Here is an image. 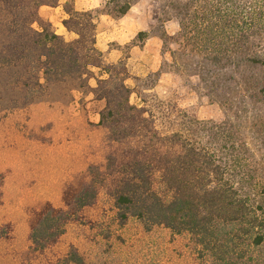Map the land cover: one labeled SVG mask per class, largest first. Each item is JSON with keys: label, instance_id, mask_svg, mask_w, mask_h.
I'll list each match as a JSON object with an SVG mask.
<instances>
[{"label": "rangeland", "instance_id": "rangeland-1", "mask_svg": "<svg viewBox=\"0 0 264 264\" xmlns=\"http://www.w3.org/2000/svg\"><path fill=\"white\" fill-rule=\"evenodd\" d=\"M180 2L184 0L110 2L114 11L133 6L143 17L146 33L160 38L156 67L149 61L139 65L136 59L141 56L129 47L123 60L107 62L92 51L91 26L84 18L82 38L64 40L78 48L80 68L47 81L36 55L31 52L21 59L19 51L21 57L13 56L6 47L14 45L15 37L0 28V264H264V246H252L251 234L240 232L248 225L235 220L239 215L233 209L215 215L199 207L179 208L180 223L171 226L166 205L147 211L140 202L127 210L116 201L120 192L131 189V158L117 151L133 145L132 123H100L103 113L119 111V89L124 86L127 90L121 93L131 106L170 100L179 115L186 112L188 121L210 123L209 129L223 123L231 127L247 147L245 174L264 185V126L259 123L264 109L261 114L259 105L244 102L249 99L232 81L216 82L215 87L203 79L196 67L201 58L190 46L183 49L181 17L173 6ZM8 16V11L1 12L0 23ZM40 24L34 28L49 30L46 22ZM152 114L159 117L160 108ZM120 115L125 117L126 111ZM170 128L164 124L161 131ZM219 148L210 145L220 158ZM153 172L166 202L172 192L165 171ZM224 179L239 191V177ZM193 185L194 192L180 191L186 204H213V196L206 193L213 187L208 176L196 178ZM71 188L70 194L87 191L85 206L76 201L67 206ZM234 191L238 200L243 194ZM52 208L59 223L37 232L35 239L40 220ZM248 210L245 207L242 215Z\"/></svg>", "mask_w": 264, "mask_h": 264}, {"label": "trees", "instance_id": "trees-1", "mask_svg": "<svg viewBox=\"0 0 264 264\" xmlns=\"http://www.w3.org/2000/svg\"><path fill=\"white\" fill-rule=\"evenodd\" d=\"M48 1L51 0H0V11L2 13L8 11L11 16L7 17L6 23H0V28L9 31L16 40L14 45L6 48L10 52L13 51L11 54L15 57H21L20 51L23 55L21 59L26 54L34 53L41 63V70L47 81L50 77H63L70 71L74 72L80 68L78 48L65 43V39L54 33L47 22L49 30L34 28L35 23L45 22L40 19L38 10ZM173 6L181 17L183 49L188 50L186 48L190 46L201 58L200 65L196 67L205 75L203 79L215 87L216 82L232 81L245 92L244 96L246 95L249 102L245 100L244 102L259 105L258 109L263 114L264 0H184ZM129 8L127 5L121 10L111 11L119 16L125 14ZM84 18L87 21L86 26L89 27V24L91 26L92 51L103 57L95 48V23L92 13L74 12L64 23L68 29L76 32L79 39L83 36ZM147 36L146 32H141L138 39L142 41ZM43 58L44 62L41 61ZM228 70L231 71V75H226L225 72ZM123 90L126 92L127 88L124 86L123 89H119L121 92ZM121 92L122 101L118 104L117 114L111 111L103 113L100 123L103 127L110 123L116 126L120 124L121 119L127 124L132 123L129 136L133 145L131 148L119 147L117 151L122 157L131 158L129 165L133 173L129 184L131 189L129 192L118 194L117 204L130 210L141 202L147 211L161 210L166 205L170 211L167 223L171 226L180 223L179 208L187 207L194 210L199 207L205 211H212L211 213L215 215L216 211L223 213V210L233 209L239 215L235 220L248 225V229L243 228L242 231L241 228L240 232H244L245 235L251 234L252 246H264V192L261 191L264 185L245 174V168L249 164L244 153L247 147L235 136L233 129L225 123L209 129L207 126L210 123L188 121L186 112L181 111L180 116L176 111V105L170 100L167 103L160 102L151 106L143 103L140 108L134 107L129 105L127 97ZM157 108H160L159 117L152 114ZM124 110L126 115L122 117L120 111ZM259 123L264 126V116H259ZM164 124L171 128L161 131ZM210 132L213 134L210 135ZM121 139L115 141L120 143ZM210 145H219L218 150L222 157L219 158L216 151L210 150ZM114 151L116 152L115 146ZM222 161L223 166H220ZM222 168L224 173L221 172ZM156 169L161 173L165 171V179L167 178L168 188L172 192L166 202L161 199L160 192L153 182L156 176V172L153 171ZM234 174L241 180L238 192L224 182L225 176L231 177ZM206 176L211 179L213 185L211 189L206 190L208 196H213V204L205 206L190 201L189 205L186 204L180 197L183 196V192L180 193L181 189L194 192L193 182L196 178L204 179ZM248 187L251 190L247 191ZM70 190L73 189L66 193V204L69 208L72 207L73 201H76L79 207L85 206L84 201H89L85 200L87 191L70 194ZM233 191L237 192V195H243L236 200ZM249 192L252 198L247 195ZM227 200V203H220ZM245 207L249 210L247 214L242 215ZM56 213L52 208L42 217L39 228L33 233L35 239L37 232L47 231L56 226L58 222ZM122 217L127 218L125 215Z\"/></svg>", "mask_w": 264, "mask_h": 264}, {"label": "crops", "instance_id": "crops-1", "mask_svg": "<svg viewBox=\"0 0 264 264\" xmlns=\"http://www.w3.org/2000/svg\"><path fill=\"white\" fill-rule=\"evenodd\" d=\"M111 0H51L38 10L41 20L50 24L51 29L66 41L77 38L75 31L65 25V20L71 14L92 13L95 23V48L103 54V58L110 63L124 59V49L129 47L131 53L140 55L136 59L140 65L142 61H149L148 65L156 67L161 53V40L157 36H147L138 39V34L146 32L143 17L130 6L123 15H114L111 11ZM131 61L132 57L127 58ZM158 67V66H157Z\"/></svg>", "mask_w": 264, "mask_h": 264}]
</instances>
